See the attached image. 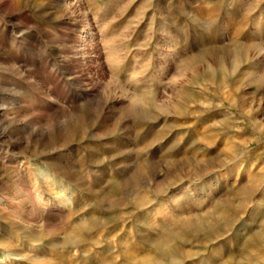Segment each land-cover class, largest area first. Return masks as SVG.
Wrapping results in <instances>:
<instances>
[{
    "label": "rangeland",
    "instance_id": "1",
    "mask_svg": "<svg viewBox=\"0 0 264 264\" xmlns=\"http://www.w3.org/2000/svg\"><path fill=\"white\" fill-rule=\"evenodd\" d=\"M0 264H264V0H0Z\"/></svg>",
    "mask_w": 264,
    "mask_h": 264
},
{
    "label": "bare ground",
    "instance_id": "2",
    "mask_svg": "<svg viewBox=\"0 0 264 264\" xmlns=\"http://www.w3.org/2000/svg\"><path fill=\"white\" fill-rule=\"evenodd\" d=\"M75 30V29H74ZM194 229V228H193Z\"/></svg>",
    "mask_w": 264,
    "mask_h": 264
}]
</instances>
